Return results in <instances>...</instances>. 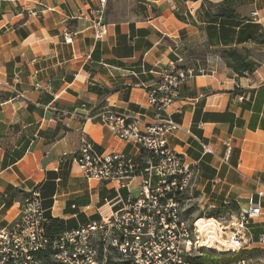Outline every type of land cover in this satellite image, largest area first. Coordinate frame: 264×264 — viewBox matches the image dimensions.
I'll use <instances>...</instances> for the list:
<instances>
[{"label": "crops", "instance_id": "crops-1", "mask_svg": "<svg viewBox=\"0 0 264 264\" xmlns=\"http://www.w3.org/2000/svg\"><path fill=\"white\" fill-rule=\"evenodd\" d=\"M98 1L0 0V229L17 223L34 188L45 222L61 220L67 230L126 201V189L85 180L74 154L82 128L97 152L121 154L142 169L137 145L115 139L97 119L80 127L58 111L84 106L93 115L108 106L138 115L143 128L153 117L146 94L153 72L178 58L193 76L169 109L179 130L167 136L168 147L197 165L192 191L201 200L245 209L264 186V0H233L227 18L216 12L228 0H106L107 34L96 40L89 13ZM232 49L251 74L228 67L222 54ZM250 234L238 257L264 260L257 243L264 198Z\"/></svg>", "mask_w": 264, "mask_h": 264}, {"label": "built area", "instance_id": "built-area-1", "mask_svg": "<svg viewBox=\"0 0 264 264\" xmlns=\"http://www.w3.org/2000/svg\"><path fill=\"white\" fill-rule=\"evenodd\" d=\"M105 9L106 0H99L89 13L96 40L107 34ZM64 42L71 44L72 35L67 34ZM181 61L178 58L153 72L157 78L146 91L153 117L143 128L138 115L108 106L93 115L85 113L84 106L80 112L58 111L80 127L99 120L115 139L137 145L145 167L138 168L121 154L97 152L82 128L74 154L81 176L87 181L112 183L118 190L126 189L128 198L105 218L50 237L45 232L39 190L32 189L17 223L11 229H0V264H264V260L235 258L253 241L250 224L261 215L264 186L258 184L248 196L245 209L236 213L227 210L213 219L219 229L214 240L203 237L198 225L201 218L186 217V196L195 186L197 165L186 163L167 144V136L179 130L169 109L180 97L184 83L193 76ZM64 126L69 128L67 123ZM202 147L205 153L210 152ZM257 243L264 244V235L258 236ZM204 255L213 257L201 260Z\"/></svg>", "mask_w": 264, "mask_h": 264}, {"label": "trees", "instance_id": "trees-1", "mask_svg": "<svg viewBox=\"0 0 264 264\" xmlns=\"http://www.w3.org/2000/svg\"><path fill=\"white\" fill-rule=\"evenodd\" d=\"M187 1H196V0H187ZM232 1L233 0H228L226 3L221 5L217 9L216 15L220 18L231 17V14L233 12L231 10ZM222 55L226 61V64L228 65V67L233 69V71L235 73H237L238 75H242L243 73L251 74L253 72V68L244 62V56L237 49H232L228 52H224ZM37 189L39 190V188H37ZM39 194H40V191H39ZM231 207L235 208L236 206L235 205L222 206L220 209H222V211H226V210L230 209ZM235 210H237V209H235ZM66 230L67 229H66L65 224L61 220L48 219L45 222V232L50 237L58 236L59 234H61L62 232L66 231ZM212 257L213 256H211V255H204V257L200 258V259L205 260V259H210ZM235 258H239V257L237 256ZM247 258H249V257H247Z\"/></svg>", "mask_w": 264, "mask_h": 264}, {"label": "rangeland", "instance_id": "rangeland-1", "mask_svg": "<svg viewBox=\"0 0 264 264\" xmlns=\"http://www.w3.org/2000/svg\"><path fill=\"white\" fill-rule=\"evenodd\" d=\"M186 198H189L190 200L186 202V217L189 220H194L196 218H206V219H216L217 217L225 214L226 211H222V209L219 208H212L208 203L205 202V200H201V198L198 197V194L194 191H191L189 195L186 196ZM230 206V205H227ZM220 209V210H219ZM235 208H230L232 212H235ZM204 237V234H203ZM206 238V237H204ZM220 241V239H219Z\"/></svg>", "mask_w": 264, "mask_h": 264}, {"label": "bare ground", "instance_id": "bare-ground-1", "mask_svg": "<svg viewBox=\"0 0 264 264\" xmlns=\"http://www.w3.org/2000/svg\"><path fill=\"white\" fill-rule=\"evenodd\" d=\"M198 225L200 227V230L202 231V233L204 234V237H206L205 239H213L215 238V233L219 230L217 224L215 223V221L213 219H200V221L198 222ZM221 243H223L222 241H220Z\"/></svg>", "mask_w": 264, "mask_h": 264}]
</instances>
